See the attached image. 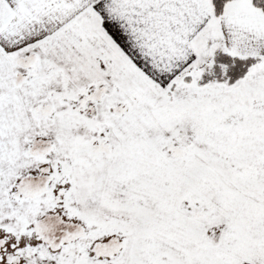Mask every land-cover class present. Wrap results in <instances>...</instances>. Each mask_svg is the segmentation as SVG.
<instances>
[{"label":"snow or ice","instance_id":"6c2138e0","mask_svg":"<svg viewBox=\"0 0 264 264\" xmlns=\"http://www.w3.org/2000/svg\"><path fill=\"white\" fill-rule=\"evenodd\" d=\"M0 264H264V0H0Z\"/></svg>","mask_w":264,"mask_h":264}]
</instances>
